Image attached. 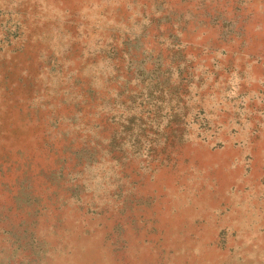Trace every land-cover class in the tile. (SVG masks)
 I'll return each instance as SVG.
<instances>
[{
    "label": "rangeland",
    "instance_id": "374dc122",
    "mask_svg": "<svg viewBox=\"0 0 264 264\" xmlns=\"http://www.w3.org/2000/svg\"><path fill=\"white\" fill-rule=\"evenodd\" d=\"M0 264H264V0H0Z\"/></svg>",
    "mask_w": 264,
    "mask_h": 264
}]
</instances>
